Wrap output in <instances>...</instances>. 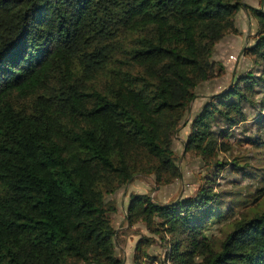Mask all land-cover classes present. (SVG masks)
Listing matches in <instances>:
<instances>
[{
  "label": "trees",
  "instance_id": "trees-1",
  "mask_svg": "<svg viewBox=\"0 0 264 264\" xmlns=\"http://www.w3.org/2000/svg\"><path fill=\"white\" fill-rule=\"evenodd\" d=\"M243 8L258 24L244 53L264 63V9L244 0H0V264H122L109 196L179 177L185 121L197 188L129 196L125 221L150 234L132 264H264V96L250 102L239 75L186 120Z\"/></svg>",
  "mask_w": 264,
  "mask_h": 264
},
{
  "label": "rangeland",
  "instance_id": "rangeland-1",
  "mask_svg": "<svg viewBox=\"0 0 264 264\" xmlns=\"http://www.w3.org/2000/svg\"><path fill=\"white\" fill-rule=\"evenodd\" d=\"M245 4L252 7H259L264 9V0L260 3L258 0H244ZM236 26L239 29L238 34H230L222 38L216 45L213 58L216 63H221L225 66V73L220 76L211 79L208 82L200 84L196 91V98L192 101L189 107L187 121L200 110L202 103L206 100L207 96L212 93L221 91L229 84L233 83L239 75L251 74L253 79H248L243 82L242 77L240 82L244 88L249 86L254 87L257 92L251 93L250 90H246L250 102H257L264 96V86H258L255 82V78L261 76L264 78V63L259 62L255 64L253 59L246 56L244 53L245 47L250 45L258 29V24L250 12H247L244 8L236 14ZM257 66V68L255 67ZM260 81V79H256ZM248 102L246 104L247 112L251 111L253 106ZM189 123L186 121L182 124L178 133L175 136L174 149L178 156V165L180 168V176L175 178L174 181L167 185L158 186L151 176L136 175L125 186L121 187L116 193L110 195V199H114L117 204V212L113 216V225L116 229L115 242L117 245L116 253L122 258V264H132V253L136 240L139 235H150L142 223H136L130 227L125 221L124 207L128 202L131 194H149L155 200L163 203L170 202L172 200L183 198L194 194L197 188L196 179L199 180L201 175L203 159L200 156H196L192 153H185L183 151V139L189 131ZM213 162L216 160H223L225 157L221 154L213 155ZM256 160V161H255ZM259 160L258 156L252 161L257 164ZM236 179L234 175H231L229 179ZM235 180L234 185H237ZM217 227L212 228V233H217ZM120 232H125L120 237V242L117 235ZM150 252L157 256L163 257L164 249L159 244H154ZM156 264V263H154Z\"/></svg>",
  "mask_w": 264,
  "mask_h": 264
}]
</instances>
